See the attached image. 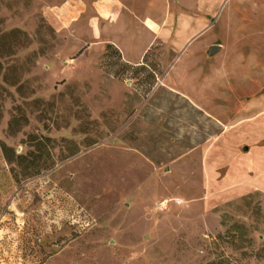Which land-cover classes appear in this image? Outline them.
Here are the masks:
<instances>
[{
  "label": "rangeland",
  "instance_id": "obj_1",
  "mask_svg": "<svg viewBox=\"0 0 264 264\" xmlns=\"http://www.w3.org/2000/svg\"><path fill=\"white\" fill-rule=\"evenodd\" d=\"M94 1L0 0V264H264V179L230 178L264 147V0H115L185 39L137 64L89 48Z\"/></svg>",
  "mask_w": 264,
  "mask_h": 264
},
{
  "label": "crops",
  "instance_id": "obj_2",
  "mask_svg": "<svg viewBox=\"0 0 264 264\" xmlns=\"http://www.w3.org/2000/svg\"><path fill=\"white\" fill-rule=\"evenodd\" d=\"M92 4L93 7L90 8L94 9L96 19L101 21V27L96 30L99 38L89 42V48L99 50L110 44L119 51L122 60L129 64L140 62L145 53L159 40L171 47L175 44L180 46L185 41V39L162 38V35H166L169 19L164 20L166 26H163L156 6L131 7L122 1L118 4L115 0L103 6L100 5L101 0ZM165 10L166 6L163 11ZM212 155L210 152L206 159L205 167L208 173H214L215 169L211 165ZM239 161L240 166L234 170V173L232 172L230 178L233 182L240 183V188H245V179L251 178L248 174L250 172L255 173L258 179H264V147L252 148L242 155Z\"/></svg>",
  "mask_w": 264,
  "mask_h": 264
},
{
  "label": "trees",
  "instance_id": "obj_3",
  "mask_svg": "<svg viewBox=\"0 0 264 264\" xmlns=\"http://www.w3.org/2000/svg\"><path fill=\"white\" fill-rule=\"evenodd\" d=\"M106 48H113V49H115V50L119 53V51H118L114 46H112V45H110V44H107V45H106ZM148 53H149V51H148L147 53H145V55L143 56V60L145 59V57H146V55H147ZM119 54H120V53H119ZM144 64H145V63L142 62L141 65H140L141 67H138V68H139V69H143V68H144V67H143Z\"/></svg>",
  "mask_w": 264,
  "mask_h": 264
},
{
  "label": "water",
  "instance_id": "obj_4",
  "mask_svg": "<svg viewBox=\"0 0 264 264\" xmlns=\"http://www.w3.org/2000/svg\"><path fill=\"white\" fill-rule=\"evenodd\" d=\"M219 47L218 46H215L213 50H217Z\"/></svg>",
  "mask_w": 264,
  "mask_h": 264
}]
</instances>
